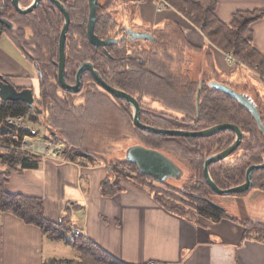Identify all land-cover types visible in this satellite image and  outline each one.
Returning a JSON list of instances; mask_svg holds the SVG:
<instances>
[{
  "label": "trees",
  "instance_id": "trees-1",
  "mask_svg": "<svg viewBox=\"0 0 264 264\" xmlns=\"http://www.w3.org/2000/svg\"><path fill=\"white\" fill-rule=\"evenodd\" d=\"M30 1L21 0V5L25 6ZM75 1L77 2V6L75 5L74 10H70L73 23L69 31L66 46V80L74 82L78 67L83 62L91 60L105 81L133 96L137 95L139 101L147 103V99L161 98L162 94L158 93V89L161 88L165 80L156 77L157 73H155V70H162L159 72H164L165 74H167V70L158 61L160 50L154 49L150 54H146L147 51L136 50L138 46L136 42L139 40L131 41L124 38L120 43L108 46L107 50L110 55H106L102 49H97L88 43L85 29L80 26V22L84 18L83 14L87 10L86 0H63L65 3ZM161 1L165 4V8L176 9L198 27L215 48L227 55L233 56L236 60L234 72L237 71L240 76H243V67H247L261 76L259 78L260 81L264 78V56L253 43L251 29L252 23L263 16V11H239L233 15L231 22L224 23L216 15L217 3L215 0ZM117 2L119 6H117L118 9L114 12L113 5ZM124 2L123 0H106L107 7L110 8L111 13L105 11L106 13L101 15L97 22V31L103 37L110 35L114 30L118 31L120 29V31H123L124 26L119 20V15L123 12ZM136 6L137 2L132 4L131 12L135 11ZM0 12L3 17L16 22L18 27L23 26L17 32H9V37L20 49L25 51L28 58L32 56L35 60H38L43 71L41 96L36 98L35 102L37 109L42 110V115H39L35 109L29 108L23 101H2L0 106V121L10 115L29 114L30 120L37 124L40 123V117L42 116L44 117L43 126L49 131L48 140L51 143H63L66 145L67 150L64 153L66 160H79L81 163L93 165L100 163L107 164L105 159L93 157L91 153H88L90 151L82 145L77 134L71 129L74 127L71 126L75 125L79 120L83 122L93 118L96 114V102L102 99L106 100V98H111L112 101L119 99L110 96L102 87L97 86L93 77L89 76V74L83 80L86 105H70L64 99L68 96L70 97L72 93L60 90L57 84V66L55 61L58 58V34L62 26V15L60 12L50 3L45 2L35 9L34 12L20 15L16 13L10 0H0ZM114 15H116L115 19ZM129 27L132 28L133 26ZM149 31L152 32V30ZM6 32L5 25L0 22V40L2 34ZM26 33L32 37L26 38ZM175 35H178V39L176 38L178 41H174V48L179 57L180 64L184 65L187 63L189 66V59L184 54V47L188 46L190 50H194L197 53H200L201 49L193 47V45L185 41L183 33H177L176 31ZM180 41L182 42L180 43ZM77 43L81 44L80 50H75L78 45ZM158 47H161V45ZM140 58L146 59L147 63L151 65H141ZM197 67V78L193 74L192 81H188L190 86L186 85L180 89H184L185 92L177 91L173 95V97L176 96L184 102V106L181 109L178 107L183 117L180 116L179 118L176 116L172 121L158 117L157 121L151 123V125L168 129L177 127L185 130H201L222 123H233L239 126L244 133L240 146L229 157L210 166V173L219 187L223 189L235 187L245 182L246 171L251 165L264 163V135L260 131L255 118L244 106L230 95L211 89L206 84L211 79L206 78L203 81L204 84L197 102L200 66L198 65ZM187 72H190V70L188 69ZM232 75L225 77L223 82L235 89H237L236 85L248 86L245 80L239 79L240 77H237L236 80L232 79ZM4 78L9 80L6 76ZM241 81H244V84ZM251 87H254L258 91L256 98L261 99V101L263 99L262 102H264L263 93L259 91L258 85H251ZM255 102L259 107L264 124V103H258L256 100ZM158 121L160 122L157 123ZM189 121L194 123L192 127H189ZM138 131L141 134L138 135L141 136L143 145L162 150L181 166L184 163L187 164L188 167H184L189 169V173H191L190 178L196 181V184L193 185V191L197 192L200 198H203L191 197L192 201H189L188 197L190 196L187 195L186 197L183 195V198L182 194H179L180 192L173 190L166 183H160L165 187L148 188L154 198L164 208L176 214L188 216V213H192L194 215H202L214 221H220L224 218H234L227 212H223L210 205L205 200L215 193L205 182L203 173L206 157L226 149L233 143L235 140V133L233 131H222L211 137L204 138L156 135L141 130ZM143 136L149 139L144 140ZM22 139V135L12 137L10 142L15 147H6L8 151L6 154L0 155V157L15 171L38 168L39 162L43 157L21 150ZM123 163L135 166V168L137 167L136 164L128 161H123ZM107 165L110 168L111 177L103 182L102 187L105 192L109 187L112 188L114 190L113 194H115V190L119 188V181L122 178L127 179L128 177L123 176L124 174L118 176V172L116 173L115 170L116 167L110 164ZM138 173L141 178L152 179L140 173L139 170ZM8 178L9 170L0 171V211L12 213L25 223L38 226L49 239L62 241L76 251L74 258H53L44 262V264H123L86 238L73 234L71 236L68 228L69 223L66 221L60 225L49 221L45 217L44 201L42 198L7 192L6 183ZM252 181L254 184L253 188L264 191V169L254 171ZM136 183L146 187L144 186L146 185L145 183ZM186 203L190 208L182 205ZM243 224L246 227L245 238L254 237L262 241L264 240V222L250 219L243 222Z\"/></svg>",
  "mask_w": 264,
  "mask_h": 264
},
{
  "label": "crops",
  "instance_id": "crops-1",
  "mask_svg": "<svg viewBox=\"0 0 264 264\" xmlns=\"http://www.w3.org/2000/svg\"><path fill=\"white\" fill-rule=\"evenodd\" d=\"M123 1L124 9L119 20L124 27H140L142 31L152 30L171 36L176 31L181 32L185 41L201 49L197 53L188 46L184 47L188 59L200 66L199 81L208 78L223 82L235 71L233 57L215 48L203 32L177 10H159L158 0ZM215 1L216 15L224 23L231 22L239 11H263V16L252 23L251 29L253 43L264 56V0ZM135 2L134 15L128 19L125 13L127 9L133 13L131 7ZM162 27L163 30L160 29ZM0 71L16 88L32 87L30 72L2 51ZM107 102L114 110V101ZM97 103L103 105L102 101ZM12 137L9 131L5 134L0 131V147H4V153L0 155L6 154V147H15L10 142ZM0 164L9 170L7 192L42 198L45 217L49 221L57 225L66 221L68 228H80V237L96 244L123 264H146L150 261L163 264H264V240L245 238L246 227L243 224L250 219L264 222V194H260V205L251 212L235 205L236 201L233 205L219 204L235 219L214 221L202 215L189 217L168 211L147 187L130 178L119 181L115 194L110 187L105 192L102 184L111 177L110 168L105 163L85 164L79 160H66L64 154H60L52 158L43 157L36 169L12 170L2 157ZM236 212L239 217L235 216ZM69 234L72 236L71 231ZM47 240L50 239L38 226L27 224L12 213L0 211V264H44Z\"/></svg>",
  "mask_w": 264,
  "mask_h": 264
},
{
  "label": "rangeland",
  "instance_id": "rangeland-1",
  "mask_svg": "<svg viewBox=\"0 0 264 264\" xmlns=\"http://www.w3.org/2000/svg\"><path fill=\"white\" fill-rule=\"evenodd\" d=\"M119 3L117 2L114 7L113 11L117 10V6ZM158 8V7H157ZM172 9V8H171ZM176 10V9H174ZM133 13H130V9H127L125 16L128 17V19H132ZM119 19V18H118ZM136 31H142V28L140 27H134ZM164 27L160 28L163 30ZM143 32V31H142ZM167 36H170L172 38H169ZM178 35H166L165 37L162 36L163 42L166 43L165 49L160 47V52L158 59L162 61V63L165 65V69L169 70L167 71V74H172L175 78L171 79V81H167V78H164L165 82L161 86V88L158 89V93L162 94V97L159 99H147V103H143V108L146 110L151 109V104H154L152 101L159 102L157 103L162 110L167 112V107H181L184 106V102L179 100L178 97H173L175 93L181 87L188 84V81L190 79H193L194 77L197 78L196 68L197 65L193 64L192 59H189L188 61L189 66L186 64L182 65L180 64L179 57L177 55V52L174 48V41L177 40ZM177 38V39H176ZM180 39V38H179ZM146 40H139L136 42L137 45L143 46L146 44ZM155 49V47H154ZM0 51L6 53L11 59H13L17 64L20 66L25 67L29 72L30 76L33 78V87H34V93L35 96H40L41 90H40V80L39 76L36 72V69L32 63L31 60L27 59L26 54L17 47L8 37L7 34L3 33L0 40ZM168 55L166 56V53ZM148 57V56H147ZM165 57V59L163 58ZM168 57V58H167ZM176 60V63H175ZM194 60V59H193ZM161 63V64H162ZM195 63V62H194ZM172 66V67H171ZM181 66V68H180ZM146 67V66H145ZM149 69L150 67L147 66ZM190 70V72H187V70ZM162 70H155V73L158 75H167L164 72H159ZM186 73V74H185ZM0 75L4 76L6 75L3 71H0ZM209 75V73L207 74ZM242 75L236 71L233 72L232 78L236 80L237 77H240L239 79L245 80L246 83H248V86H239L236 85L235 87L239 91H243L244 93L250 95L254 100H256L258 103L262 102L261 99H257L256 94H258V91L251 87V85H258L259 91H262L263 97H264V78L260 81L259 78L261 77L258 75L254 70L249 69L247 67H243ZM252 75V76H251ZM203 77V76H202ZM238 80V79H237ZM186 82V83H185ZM244 84V81H241ZM185 83V84H184ZM85 90H83L81 93L78 94H70V97L64 98L69 102L70 105L76 104V105H86L85 102ZM71 96H73L71 98ZM162 100V101H161ZM103 105L100 107L98 103L96 102V108L95 113L96 115L93 118L88 119L87 121H77L75 125L71 126L74 128H71L78 136V139L84 145V147L90 151L89 154L93 155V157L103 158L105 159L107 164L114 165L116 168L117 175L124 174L126 178H130L134 182L139 183H145L147 188H161L164 185L160 184L159 182H156L152 179H144L139 177L138 169L135 166L126 165L123 163L125 161V151L128 147L135 145L137 143L142 144V139L140 138L141 134L139 133L137 127H134L132 123L133 119V109L128 104H125L126 111L127 112H121L119 113L118 107L115 105V109L112 110L110 107V104L107 101H111L110 99H102ZM264 103V102H262ZM2 104V100L0 99V106ZM158 107L157 105H155ZM158 107V108H159ZM182 116V114L176 113L173 115V117ZM147 116V115H145ZM44 117H40V123L34 124L35 128L39 130L40 136L45 138L48 141L49 133L47 130L43 127ZM167 119V118H166ZM158 121L157 123H159ZM140 134V135H138ZM144 140H148L149 138L144 137ZM49 142V141H48ZM54 147H57V149L60 150L61 155L65 153V150H67V147L63 143H52ZM22 150V149H21ZM26 150V149H25ZM58 151V150H57ZM27 152V150H26ZM59 152V151H58ZM59 152V153H60ZM0 153H4V147H0ZM6 153V152H5ZM76 153V152H75ZM36 155L42 156V157H55L52 154H47L44 151L43 152H37ZM8 164V163H7ZM187 166V164L184 163L183 167ZM188 167V166H187ZM187 167H184L186 169V174H184L183 179L181 180H169L166 182L169 186L172 187L173 190H176L180 192L179 194L184 198V196L188 197L192 201L191 197H199L200 195L197 192L193 191V185L196 184V181L191 177V173H189V169ZM6 168L0 164V171H4ZM165 187V186H164ZM254 194V195H253ZM264 194V191H261L257 188H252L250 191H248L246 194L242 195H217L212 194L210 198L212 201L218 203V204H231L233 205L234 201H236L235 205L238 207H241L245 210V212H251L253 208L258 207L261 203V200L259 199V196ZM184 195V196H183ZM186 198V199H188ZM234 198H237L238 200H234ZM203 199V198H200ZM189 203V202H188ZM186 208H190V206L186 204H182ZM80 214V212L78 213ZM81 215V214H80ZM189 217H193L194 214L188 213ZM237 217L240 215L236 212ZM52 243V244H51ZM48 244V245H47ZM51 244V246H50ZM46 249H45V262L49 261L53 258H65V259H71L74 258L76 255V251L70 246L65 244L62 241H52L47 240L46 243Z\"/></svg>",
  "mask_w": 264,
  "mask_h": 264
},
{
  "label": "water",
  "instance_id": "water-1",
  "mask_svg": "<svg viewBox=\"0 0 264 264\" xmlns=\"http://www.w3.org/2000/svg\"><path fill=\"white\" fill-rule=\"evenodd\" d=\"M21 0H12V4L21 14H27L34 11L42 0H34L32 4L28 7H21ZM54 4L65 16V22L61 30L60 39H59V61H58V83L67 91L73 93H78L83 86L82 78L85 71H89L93 76L95 82L102 87L107 93L112 95L115 98L122 99L129 103L133 109V123L141 131L156 135H169V136H184L190 138L198 137H211L215 134H218L222 131H233L236 134L235 141L223 151L215 153L206 157L203 165L204 179L207 185L211 190L217 195H235V194H244L250 191L253 188V173L256 170L264 169V163L262 164H253L246 171V180L243 184H240L235 187L223 189L219 187L214 181L211 173L210 166L213 163L221 161L229 157L240 145L243 133L239 126L233 123H222L216 124L211 127L202 129V130H185V129H168V128H158L141 122V105L139 101L131 94L111 85L103 79L101 74L95 69L94 65L91 62L83 63L77 72V81L74 86L69 85L65 79V65H66V40L69 30V25L71 18L66 6L61 3L59 0H47ZM89 14V22L87 27V37L89 42L95 47H102L105 50V53L108 54V51L105 47L112 44L118 43L119 40L116 39H101L95 33V27L97 22V7L91 4ZM0 22L4 23L6 27L10 30H13L14 24L6 18H0ZM127 28V27H126ZM127 34L129 39L132 41L136 40H149L154 41L155 37L152 33L145 31H135L128 28ZM109 55V54H108ZM37 65V62H36ZM38 67V66H37ZM41 81L43 82L42 73L39 71ZM208 86L211 89L219 90L227 95H230L236 99L242 106H244L255 118L259 129L264 133V124L262 122L261 113L259 107L255 100L248 94L238 91L237 89L229 86L228 84L216 80H211L207 82ZM0 99L2 101H12L18 102L23 101L29 108L35 109L39 115H42V110L37 109L35 101V95L32 88H25L18 90L15 85L5 79L0 75ZM0 131L5 134V131H10L5 125H0ZM125 161L134 163L137 165L138 170L143 175L151 177L153 180L159 183H166L169 180H181L186 174V169L173 160L169 155L159 149L149 148L143 144H135L128 147L125 151ZM210 205L220 209L223 212H228L225 207L217 204L211 199H205Z\"/></svg>",
  "mask_w": 264,
  "mask_h": 264
},
{
  "label": "flooded vegetation",
  "instance_id": "flooded-vegetation-1",
  "mask_svg": "<svg viewBox=\"0 0 264 264\" xmlns=\"http://www.w3.org/2000/svg\"><path fill=\"white\" fill-rule=\"evenodd\" d=\"M6 1V0H5ZM34 0H31L27 5H25V6H22L21 5V7H28V6H30L31 4H32V2H33ZM59 1H61V3H63L65 6H66V8H67V10H68V12H69V15H70V18H71V22H70V25H69V30H68V35H69V31H70V28H71V25H72V16H71V12H70V10H74V7H75V5L77 6V2L75 1V2H67V3H65V2H63V0H59ZM10 2L12 3V0H10ZM45 2H48V3H50L58 12H60V14L62 15V26H61V28H60V31H59V34H58V58H57V60L55 61V64H56V66H57V84H58V87H59V89L60 90H62V91H66V92H68V93H72V94H78V93H81L82 91H83V87H84V85L82 86V89L78 92V93H73V92H71V91H67V90H65L59 83H58V70H59V68H58V61H59V39H60V34H61V30H62V27H63V25H64V22H65V16H64V14L61 12V10H59L54 4H52L51 2H49V1H47V0H42L41 1V3L39 4V6L42 4V3H45ZM86 7H87V10H86V12L83 14V16H84V18H83V21L81 20V24H80V26L83 28V29H85V36H86V38H87V41H88V43L91 45V46H93L90 42H89V40H88V37H87V27H88V22H89V14H90V10H91V8H90V6H91V4L93 5V6H96L97 7V10H98V12H97V22H98V19H99V17L101 16V15H103L104 13H111V10H110V8H108L107 6V4H106V0H86ZM20 3H21V1H20ZM13 5V4H12ZM38 6V7H39ZM114 6V5H113ZM37 7V8H38ZM13 8H14V10L16 11V13H18V14H20V15H27V14H29V13H31V12H29V13H27V14H21V13H19V11L16 9V7L13 5ZM36 8V9H37ZM35 11V10H34ZM34 11H32V12H34ZM106 11V12H105ZM2 13L0 12V18H6V17H3L2 15H1ZM113 17V16H112ZM116 18V15H114V19ZM7 19V18H6ZM9 20V19H8ZM10 21V20H9ZM11 22L14 24V28H13V30H10V29H8L7 27H6V25H5V28H6V30H7V32L5 33V34H7L8 35V37H9V32H11V31H18L19 30V28L20 27H23V26H19L18 27V25H17V23L16 22H14V21H12L11 20ZM97 22H96V27H95V33L97 34V36H99L101 39H103V40H105V39H116V40H119L118 41V43H120L121 41H123L124 40V38H126V39H128V40H130L129 39V35L127 34V29L128 28H130V27H128V28H126V27H123V31H120V29L118 30V31H116V30H114L110 35H108V36H106V37H103V35H101L100 34V32H98L97 31ZM2 23V22H1ZM130 29H133V30H135V28L134 27H132V28H130ZM136 31V30H135ZM145 31V30H144ZM145 32H149V33H152L153 34V36L155 37V40L154 41H149V40H146L147 42L146 43H144V44H146V46L145 45H143V46H137L136 47V50H140V51H147V53L146 54H150L153 50H154V47H155V49H160V47H158L159 45H163V44H165L166 45V43L165 42H163V40H162V36H164L165 37V33H158V32H151V31H149V30H147V31H145ZM68 35H67V39H68ZM167 35V34H166ZM31 38L32 36H30L28 33H26V38ZM167 37H169V38H172V37H170V36H167ZM11 39V38H10ZM158 40V42H156ZM132 41V40H131ZM137 41V40H136ZM175 41H178V40H175ZM13 43H14V41H12ZM118 43H116V44H118ZM15 44V43H14ZM78 44V43H77ZM16 45V44H15ZM113 45V44H112ZM17 46V45H16ZM66 46H67V40H66ZM80 46H81V44L79 43L78 45H77V47H76V49L75 50H80ZM18 47V46H17ZM93 47H95V46H93ZM108 47V46H107ZM107 47H105L106 48V50H107ZM158 47V48H157ZM163 49H165V46H161ZM95 48H97V49H102L103 50V52L105 53V50H104V48H102V47H95ZM22 50V49H21ZM24 53H25V51L24 50H22ZM108 51V50H107ZM166 53V52H165ZM26 54V53H25ZM106 54V53H105ZM108 54H109V52H108ZM108 54H106V55H108ZM110 55V54H109ZM108 55V56H109ZM166 55H168V53H166ZM27 56V55H26ZM164 59H165V57H163ZM27 59H29V60H31L32 61V63H33V65H34V67H35V69H36V72H37V74H38V76H39V80H40V90H41V92H42V81H41V77H40V75H39V71L42 73V76H43V71H42V69H41V65H40V63H39V61L38 60H35L32 56H31V58H28V56H27ZM148 59V58H147ZM140 64L141 65H151L150 63H147V61H146V59H143V58H140ZM158 61L160 62V63H162V61H160L159 59H158ZM36 62H37V65H36ZM85 62H91L93 65H94V67H95V64L93 63V61H91V60H87V61H85ZM85 62H83V63H85ZM82 63V64H83ZM175 63H176V60H175ZM81 64V65H82ZM80 65V66H81ZM162 65L165 67V65L162 63ZM38 66V67H37ZM79 66V67H80ZM79 67H78V69H79ZM172 67V66H171ZM78 69H77V71H76V77H75V81L74 82H69V81H67L66 80V82L69 84V85H71V86H74L75 84H76V81H77V72H78ZM96 69V68H95ZM97 70V69H96ZM98 71V70H97ZM167 71H169V70H167ZM87 74H89V76H91V77H93L92 75H91V73L89 72V71H85L84 73H83V78H82V83H83V80H85V76L87 75ZM66 76H67V70H66V65H65V79H66ZM156 77H159V78H162V79H164V78H167V81H171V79H173V78H175L172 74H167V75H158V74H156L155 75ZM4 77V76H3ZM9 79V78H8ZM93 80H94V78H93ZM9 81V80H8ZM95 81V80H94ZM186 83V82H185ZM184 83V84H185ZM97 84V83H96ZM190 83L188 82V84H186V85H189ZM203 81H200L199 82V87H198V91H197V102H198V98H199V94H200V91H201V88H202V86H203ZM206 84H207V82H206ZM186 85H184L183 87H185ZM97 86H98V84H97ZM190 86V85H189ZM32 89H33V91H34V87H33V84H32V87H31ZM93 91V90H92ZM178 91H182V92H185V90L184 89H182V90H178ZM109 94V93H108ZM110 95V94H109ZM40 96H41V94H40ZM39 96V97H40ZM110 96H112V95H110ZM134 97L137 99L138 97H137V95H134ZM138 100V99H137ZM154 100V99H153ZM180 100V99H179ZM114 101V103H116V106L118 107V109H119V113H121V112H127L126 111V107H125V104H128L129 105V103L128 102H126V101H124V100H122V99H119V100H113ZM139 101V100H138ZM156 101V100H155ZM155 101H152L154 104H151V109L150 110H146L145 111V109L143 108V103H145L144 101L143 102H141V101H139V103H140V105H141V122L142 123H145V124H148V125H151V123H155L156 121H157V119H158V117L159 118H161V119H165V120H174V118L175 117H173V115L175 114V112L176 113H179V114H182V112L179 110V108L178 107H167V112L166 111H164V110H162V108H160L159 107V105L157 104V103H159V102H155ZM36 102V101H35ZM155 105H157L158 107H156ZM130 106V105H129ZM145 115H147V116H145ZM176 116H178V115H176ZM183 117V116H182ZM167 118V119H166ZM180 118V117H179ZM147 122V123H146ZM263 122V121H262ZM132 123H133V119H132ZM188 123H190L189 125V127H192L193 125H194V123L193 122H191V121H189ZM133 125H134V123H133ZM176 125V124H175ZM151 126H154V125H151ZM180 126H182L181 124H180ZM134 127H136L135 125H134ZM154 127H156V126H154ZM158 127V126H157ZM158 128H162V127H158ZM174 129H177V127H175ZM241 129V128H240ZM202 130V129H201ZM242 130V129H241ZM261 131V130H260ZM262 132V131H261ZM242 133H243V131H242ZM262 134L264 135V133L262 132ZM243 136H244V133H243ZM235 139H236V134H235ZM243 139V138H242ZM235 141V140H234ZM233 141V142H234ZM242 142V141H241ZM241 144V143H240ZM240 146V145H239ZM238 146V147H239ZM223 151V150H222ZM262 191V190H261Z\"/></svg>",
  "mask_w": 264,
  "mask_h": 264
},
{
  "label": "built area",
  "instance_id": "built-area-1",
  "mask_svg": "<svg viewBox=\"0 0 264 264\" xmlns=\"http://www.w3.org/2000/svg\"><path fill=\"white\" fill-rule=\"evenodd\" d=\"M164 8H165V4L160 0L158 3V9L162 10ZM232 59L236 63V60L234 58H232ZM0 123H1L0 125H5L6 127H8L10 129L9 132L12 134V136H14V137L18 136V135L23 136L21 148L24 151L27 150V152H29V153L37 154V152H39L38 149L40 148L41 145H42L43 149L54 147L49 140H48L49 141L48 142L45 138L40 137L39 131L32 127L33 122L30 120L29 114L10 115V116H7L4 119H2V121H0ZM60 154H61V152L59 154H54L53 156H57ZM69 230L75 236H81L82 235L81 229L77 228L75 226H70ZM146 264H163V263H160L157 261H150Z\"/></svg>",
  "mask_w": 264,
  "mask_h": 264
},
{
  "label": "bare ground",
  "instance_id": "bare-ground-1",
  "mask_svg": "<svg viewBox=\"0 0 264 264\" xmlns=\"http://www.w3.org/2000/svg\"><path fill=\"white\" fill-rule=\"evenodd\" d=\"M44 144V143H43ZM60 152V150L59 149H57V147H52V148H44L43 149V147H42V145L40 146V148L38 149V151L39 152H45V153H47L48 155L49 154H52V155H54V154H59V152Z\"/></svg>",
  "mask_w": 264,
  "mask_h": 264
}]
</instances>
